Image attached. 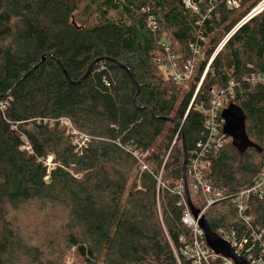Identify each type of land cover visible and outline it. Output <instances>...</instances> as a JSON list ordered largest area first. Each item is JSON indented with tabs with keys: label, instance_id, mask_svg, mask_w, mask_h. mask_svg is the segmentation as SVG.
Returning <instances> with one entry per match:
<instances>
[{
	"label": "trees",
	"instance_id": "1",
	"mask_svg": "<svg viewBox=\"0 0 264 264\" xmlns=\"http://www.w3.org/2000/svg\"><path fill=\"white\" fill-rule=\"evenodd\" d=\"M261 1L0 0V264H192L180 252L193 240L187 191L197 211L207 197L191 158L213 92L231 82L220 117L241 101L259 149L240 155L227 138L202 182L234 196L264 169V86L244 81L264 72V13L219 50ZM192 45L193 77L176 83L166 48L182 65ZM248 208L264 228V202ZM204 218L216 234L247 231L231 199Z\"/></svg>",
	"mask_w": 264,
	"mask_h": 264
},
{
	"label": "built area",
	"instance_id": "2",
	"mask_svg": "<svg viewBox=\"0 0 264 264\" xmlns=\"http://www.w3.org/2000/svg\"><path fill=\"white\" fill-rule=\"evenodd\" d=\"M183 1L187 8L198 11L197 7L192 3V0ZM241 2L242 0H226L227 7L231 10L240 9ZM262 13H264V0L257 4L239 25L233 29L223 41L219 50L225 46L228 40L243 25ZM149 27L153 30H157V26L153 20L149 21ZM190 50L191 55L188 60L186 63L180 65L177 57L166 48V52L169 54L166 73L172 81L179 84H186L187 81L193 77L196 60L200 55V48L192 45ZM244 81L250 86H264V72L253 73L246 77ZM236 86V82H231L226 89L220 92H213L212 104L207 111V119L204 124L202 137L197 142L196 148L192 154L189 174L193 176L195 181L193 184L194 192L197 193L201 191L207 197V206L203 211H199V219L204 217L205 211L210 207L219 202L231 199L237 208L238 217L244 227L247 228V231L245 233H238L235 231L228 232L221 230L218 236L228 243L235 250L236 254L244 258L249 264H264V228L255 222L248 208V203L253 196L264 202V169L249 189L243 190L234 196H225L221 192H213L211 187L205 185L201 179V171L209 166L208 157L211 154H216L223 150L228 142L229 138L223 133L224 120L222 119V114L220 117V111L228 102V98L234 97ZM239 102L240 104H238V106L240 107L241 101ZM199 108L202 109L203 105ZM64 124L71 127L69 121H64ZM74 134L77 133L74 132ZM82 139L83 137H81V140ZM49 162H51V160ZM145 169L146 167H141V170ZM180 195H182L181 192ZM185 203L187 211L183 217V223L192 230L193 240L191 243L185 244V246L181 248V255L189 259L192 264H213L216 259L222 260V264H234L231 260L216 255L208 247L204 233L199 227V219H195L189 205L186 201ZM181 241H183V239H181Z\"/></svg>",
	"mask_w": 264,
	"mask_h": 264
},
{
	"label": "water",
	"instance_id": "3",
	"mask_svg": "<svg viewBox=\"0 0 264 264\" xmlns=\"http://www.w3.org/2000/svg\"><path fill=\"white\" fill-rule=\"evenodd\" d=\"M44 61V59L42 60ZM125 71L129 75L130 79L135 83L138 89L136 99L139 96L140 88L134 80L133 76L130 74L129 70L126 68ZM91 68L89 69L86 76L81 79L78 83L82 82L86 77H88ZM136 102V100H135ZM222 119L224 120L223 133L226 137L231 139L232 146L238 151L240 155L245 154L250 149H259L247 136L246 133V116L242 109L236 104H230L222 112ZM188 165V154L187 149L185 148V162L184 168ZM187 199L189 207L192 211L195 219H199V211L195 210L192 203L190 202L189 193L187 191ZM199 227L203 231L206 243L208 247L218 256H221L225 259L231 260L234 264H249L244 258L236 254L235 250L221 239L218 234L214 233L208 224L205 221L204 217L199 219Z\"/></svg>",
	"mask_w": 264,
	"mask_h": 264
},
{
	"label": "rangeland",
	"instance_id": "4",
	"mask_svg": "<svg viewBox=\"0 0 264 264\" xmlns=\"http://www.w3.org/2000/svg\"><path fill=\"white\" fill-rule=\"evenodd\" d=\"M164 72L166 73L165 70H164ZM238 104H240V102L237 103V105H238ZM48 162H49V161H48ZM30 211H31V212L28 213V214L26 215V217H28V216H30V215H33V214H34L33 211L38 212V209H37L36 207H31ZM72 262H73V258L68 259V263H69V264H71Z\"/></svg>",
	"mask_w": 264,
	"mask_h": 264
}]
</instances>
